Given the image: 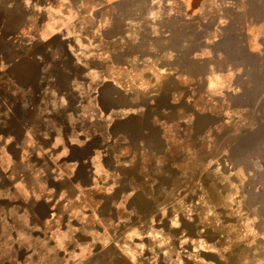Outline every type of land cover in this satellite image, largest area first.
Returning <instances> with one entry per match:
<instances>
[{
	"label": "crops",
	"instance_id": "crops-1",
	"mask_svg": "<svg viewBox=\"0 0 264 264\" xmlns=\"http://www.w3.org/2000/svg\"><path fill=\"white\" fill-rule=\"evenodd\" d=\"M1 29L11 32L0 33V47L9 50V58L0 53V91L32 92L41 103L36 129L9 111L0 117V136L3 124L16 127L7 149L18 155L28 134L62 172L51 201L43 203L45 220L64 186L85 181L104 193L108 184L98 174L113 157L144 181L155 158V167L170 159L177 172L174 161L188 155L173 154L169 134L190 130L193 140H205L203 124L235 111L214 103L243 94L235 79L250 70L257 76V63L264 62V0H0ZM55 78L68 79V86L57 88ZM99 125L101 135L94 130ZM88 126L93 129H83ZM126 180H116L110 205L123 203L133 188ZM121 187L127 192L113 202ZM242 222L226 224L237 229ZM257 236L264 241V233Z\"/></svg>",
	"mask_w": 264,
	"mask_h": 264
},
{
	"label": "rangeland",
	"instance_id": "rangeland-1",
	"mask_svg": "<svg viewBox=\"0 0 264 264\" xmlns=\"http://www.w3.org/2000/svg\"><path fill=\"white\" fill-rule=\"evenodd\" d=\"M0 53L9 58L7 47H0ZM257 65L262 66L257 76L248 69L235 79V91L243 94L214 103L233 105L235 111L213 116L207 128L203 124L209 129L203 132L205 140L197 135L193 140L190 130L169 134L173 154L188 155L174 161L177 172L166 163L170 159L155 167V158L144 181L142 174L131 173L134 169L115 165L114 157L106 159L107 170L98 174L108 184L105 194L86 188L85 181L84 186H64L52 206L54 215L46 220L43 203L51 201L62 172L50 167L28 134L19 142L18 155L7 149L17 128L3 124L0 264H264V241L257 236L264 233V62ZM54 81L60 89L69 83L66 78ZM5 90L0 91V117L11 111L25 127L29 123L30 130L36 129L40 95ZM52 96V103L59 100ZM67 99L71 104L72 96ZM21 103L34 109L24 110ZM94 130L106 132L102 125ZM152 145L148 140L147 149ZM119 176L133 188L128 193L119 188L112 200L126 193L123 203L110 205ZM135 192L141 197L132 199ZM236 218L243 225L228 228Z\"/></svg>",
	"mask_w": 264,
	"mask_h": 264
},
{
	"label": "clouds",
	"instance_id": "clouds-1",
	"mask_svg": "<svg viewBox=\"0 0 264 264\" xmlns=\"http://www.w3.org/2000/svg\"><path fill=\"white\" fill-rule=\"evenodd\" d=\"M178 226V225H177Z\"/></svg>",
	"mask_w": 264,
	"mask_h": 264
}]
</instances>
